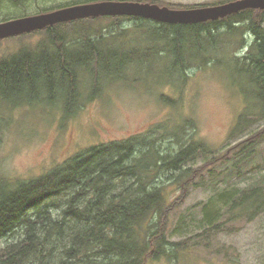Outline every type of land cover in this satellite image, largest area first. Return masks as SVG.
Returning a JSON list of instances; mask_svg holds the SVG:
<instances>
[{
	"label": "rangeland",
	"instance_id": "374dc122",
	"mask_svg": "<svg viewBox=\"0 0 264 264\" xmlns=\"http://www.w3.org/2000/svg\"><path fill=\"white\" fill-rule=\"evenodd\" d=\"M86 1L0 0V20ZM160 1L193 6L226 0ZM155 22H93L96 28L110 26L103 29L109 38L105 49L127 60L120 66L109 56L110 75L103 71L97 88L92 86L89 69H82L79 80L84 101L74 113L67 115L60 102L51 105L47 91L39 96H11L8 103L0 101V176L35 178L90 146L139 134L155 133L163 148L175 149L178 138L168 133L185 128L179 132L180 141L202 140L216 154L190 164L201 168V175L198 172L190 181L188 197L170 216L167 237L185 243V248L169 247V256L145 264H264V210L253 220L235 219L218 230L208 228L205 220L206 211L212 210L222 213V220L227 218L230 211L222 193L264 186V115L254 114L260 103L246 58L255 52V36L248 21L237 23L233 31L224 23L215 31V42H208L204 34L205 49L187 45L182 56L186 67L181 73L172 69L175 56L160 52L166 41L151 30ZM110 30L115 36L124 31L125 36L112 38ZM44 39V33L32 32L1 40L0 60L35 48ZM119 67L124 68L120 71ZM242 119L245 123L237 128ZM189 121L194 125L188 126ZM240 144L247 145L245 152L236 148ZM170 189L172 199L180 194L176 186ZM21 234L18 229L1 244Z\"/></svg>",
	"mask_w": 264,
	"mask_h": 264
},
{
	"label": "trees",
	"instance_id": "16d2710c",
	"mask_svg": "<svg viewBox=\"0 0 264 264\" xmlns=\"http://www.w3.org/2000/svg\"><path fill=\"white\" fill-rule=\"evenodd\" d=\"M93 1L99 0L86 2ZM228 1L233 0L223 2ZM147 2L166 5L160 0ZM206 5L209 4H167L171 8ZM106 19L147 20L132 16L89 17L33 31L45 34L41 45L0 60V101L8 103L11 96H39L47 91L51 105L60 102L67 115L74 113L84 101L79 80L82 69H89L92 86L97 88L100 74L110 75L109 56L116 65L126 64L127 56L105 49L109 38L103 29L110 26L96 28L93 24ZM244 21H248L255 36V52L246 57L260 103L254 114L264 115V10L245 9L197 24L155 22L157 26L151 30L166 41L160 52L175 56L172 69L182 73L187 45L203 50L207 47L203 43L205 33L208 42H215V31L224 23L233 31L237 23ZM109 33L115 39L125 36L124 31L116 36L111 30ZM244 123V119L239 121L237 128ZM187 124L194 125L190 121ZM184 131L182 128L168 133L178 138L175 149L163 148L162 139L158 142L155 133L139 134L90 146L35 178L0 176V264H145L150 259L169 256V247L185 248V243L171 242L167 237L170 216L188 197L190 181L198 172L201 175V168L196 170L190 164L200 158L207 160L216 150L199 139L180 141L179 132ZM246 146L236 148L245 152ZM171 186L180 190L174 199ZM220 196L230 213L222 220V213L206 211L210 229L218 230L239 218L253 220L264 210L262 185ZM18 229L22 230L18 239L1 244Z\"/></svg>",
	"mask_w": 264,
	"mask_h": 264
},
{
	"label": "water",
	"instance_id": "95a60500",
	"mask_svg": "<svg viewBox=\"0 0 264 264\" xmlns=\"http://www.w3.org/2000/svg\"><path fill=\"white\" fill-rule=\"evenodd\" d=\"M245 9L264 10V0H233L192 8H171L158 3L132 0H99L66 5L0 22V39L89 17L132 16L160 23L186 25L219 20Z\"/></svg>",
	"mask_w": 264,
	"mask_h": 264
},
{
	"label": "flooded vegetation",
	"instance_id": "af4514ba",
	"mask_svg": "<svg viewBox=\"0 0 264 264\" xmlns=\"http://www.w3.org/2000/svg\"><path fill=\"white\" fill-rule=\"evenodd\" d=\"M228 2H229V1H228ZM222 3H226V2L213 3V4H209V5H216V4H222ZM18 17H20V16H18ZM13 18H16V17H13ZM9 19H12V18L7 17V18H4V19L0 20V22H4V21L9 20ZM44 29H45V28H44ZM32 32H33V31H32ZM32 32H27V33H22V34H29V33H32ZM22 34H18V35H22ZM14 36H17V35H14ZM14 36H9V37H6V38H2V39H0V41H1V40H4V39H7V38H10V37H14Z\"/></svg>",
	"mask_w": 264,
	"mask_h": 264
}]
</instances>
